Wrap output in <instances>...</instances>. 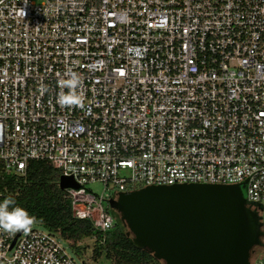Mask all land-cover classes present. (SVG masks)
Listing matches in <instances>:
<instances>
[{
	"label": "built area",
	"instance_id": "obj_1",
	"mask_svg": "<svg viewBox=\"0 0 264 264\" xmlns=\"http://www.w3.org/2000/svg\"><path fill=\"white\" fill-rule=\"evenodd\" d=\"M69 74L81 103L62 106ZM32 161L78 184L72 214L103 236L110 202L148 186L247 181L262 218L264 0H0V187ZM19 234L0 230V264H89L60 232ZM260 241L252 264L264 220Z\"/></svg>",
	"mask_w": 264,
	"mask_h": 264
},
{
	"label": "water",
	"instance_id": "obj_2",
	"mask_svg": "<svg viewBox=\"0 0 264 264\" xmlns=\"http://www.w3.org/2000/svg\"><path fill=\"white\" fill-rule=\"evenodd\" d=\"M246 184L148 186L121 193L110 208L134 244L163 264H252L262 218L249 206ZM59 185L79 188L64 176Z\"/></svg>",
	"mask_w": 264,
	"mask_h": 264
},
{
	"label": "trees",
	"instance_id": "obj_3",
	"mask_svg": "<svg viewBox=\"0 0 264 264\" xmlns=\"http://www.w3.org/2000/svg\"><path fill=\"white\" fill-rule=\"evenodd\" d=\"M61 174L46 162L29 163L25 176H4L0 200L12 197L20 207L36 217L37 224L51 232H60L73 247L87 238L96 239L97 258L105 254L112 264H163L147 250L137 247L127 236L118 215L116 227L102 235L89 221L74 218L67 192L60 185ZM104 237V243L101 241Z\"/></svg>",
	"mask_w": 264,
	"mask_h": 264
},
{
	"label": "clouds",
	"instance_id": "obj_4",
	"mask_svg": "<svg viewBox=\"0 0 264 264\" xmlns=\"http://www.w3.org/2000/svg\"><path fill=\"white\" fill-rule=\"evenodd\" d=\"M80 86V79L75 74H69V78L63 81L62 87L67 88V94L61 93L57 97V103L62 106H71L81 103L76 89ZM36 222V217L29 214L27 209L20 207L12 197L0 200V230L10 235L26 233L30 231Z\"/></svg>",
	"mask_w": 264,
	"mask_h": 264
},
{
	"label": "rangeland",
	"instance_id": "obj_5",
	"mask_svg": "<svg viewBox=\"0 0 264 264\" xmlns=\"http://www.w3.org/2000/svg\"><path fill=\"white\" fill-rule=\"evenodd\" d=\"M89 189L95 192L96 194L101 195L103 193L104 187L103 185L96 183V184L90 185ZM112 215L116 219H118V215L113 213V211H112ZM262 220H264V214L262 215ZM31 229L40 230V231L46 230L44 226L37 224V223H35ZM69 242L72 248L66 243H63L64 247L66 248L67 252L76 262L82 263V261H86L89 264H112L111 261H109L106 258L105 254H103L100 258H97V250L99 246L97 245L96 239L87 238L83 240L82 242L78 243L77 245H75V247H73L72 241H69ZM259 247L260 245L255 247L254 249L255 254L252 255V261H254L255 258L257 257L259 253Z\"/></svg>",
	"mask_w": 264,
	"mask_h": 264
},
{
	"label": "flooded vegetation",
	"instance_id": "obj_6",
	"mask_svg": "<svg viewBox=\"0 0 264 264\" xmlns=\"http://www.w3.org/2000/svg\"><path fill=\"white\" fill-rule=\"evenodd\" d=\"M262 222V221H261Z\"/></svg>",
	"mask_w": 264,
	"mask_h": 264
}]
</instances>
